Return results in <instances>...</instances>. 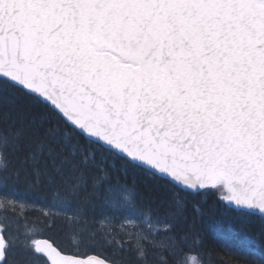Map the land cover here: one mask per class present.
Returning <instances> with one entry per match:
<instances>
[{
  "label": "snow or ice",
  "instance_id": "obj_1",
  "mask_svg": "<svg viewBox=\"0 0 264 264\" xmlns=\"http://www.w3.org/2000/svg\"><path fill=\"white\" fill-rule=\"evenodd\" d=\"M213 224L264 264V0H0V264H205Z\"/></svg>",
  "mask_w": 264,
  "mask_h": 264
},
{
  "label": "trees",
  "instance_id": "obj_2",
  "mask_svg": "<svg viewBox=\"0 0 264 264\" xmlns=\"http://www.w3.org/2000/svg\"><path fill=\"white\" fill-rule=\"evenodd\" d=\"M141 179H144L141 177ZM221 229L213 224L201 230L203 243H193L194 253H199L205 264H237L240 246L235 241L225 242L220 237Z\"/></svg>",
  "mask_w": 264,
  "mask_h": 264
}]
</instances>
